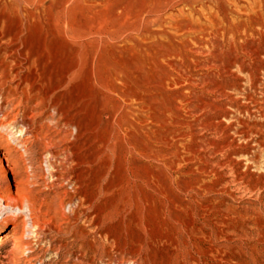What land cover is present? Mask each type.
<instances>
[{
	"label": "rangeland",
	"instance_id": "obj_1",
	"mask_svg": "<svg viewBox=\"0 0 264 264\" xmlns=\"http://www.w3.org/2000/svg\"><path fill=\"white\" fill-rule=\"evenodd\" d=\"M0 194V264H264V0H0Z\"/></svg>",
	"mask_w": 264,
	"mask_h": 264
},
{
	"label": "bare ground",
	"instance_id": "obj_2",
	"mask_svg": "<svg viewBox=\"0 0 264 264\" xmlns=\"http://www.w3.org/2000/svg\"><path fill=\"white\" fill-rule=\"evenodd\" d=\"M11 137H13V136H11ZM9 144L10 143H8V145ZM16 197L15 196H12V195L5 196L3 194H0V203L3 204L4 208L6 209V211L8 210V212H10L11 215H14V216L24 215L25 216L28 213V215H26V217L24 218L26 220V222H27V223H25L26 224V227L25 228H27L28 230L29 229L30 230L31 229H34L36 227V225L33 223V221H32L33 219H32L31 214H30L32 212V209L29 207V205H26L27 202H26L25 199L24 200L22 199V201L18 202V200H17ZM4 236L5 235H0V243L4 240Z\"/></svg>",
	"mask_w": 264,
	"mask_h": 264
}]
</instances>
